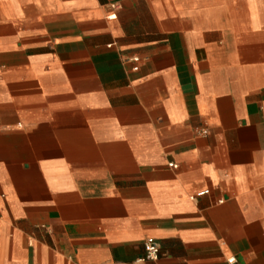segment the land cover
I'll return each instance as SVG.
<instances>
[{
    "label": "crops",
    "instance_id": "crops-1",
    "mask_svg": "<svg viewBox=\"0 0 264 264\" xmlns=\"http://www.w3.org/2000/svg\"><path fill=\"white\" fill-rule=\"evenodd\" d=\"M232 257L264 264V0H0V264Z\"/></svg>",
    "mask_w": 264,
    "mask_h": 264
},
{
    "label": "built area",
    "instance_id": "built-area-1",
    "mask_svg": "<svg viewBox=\"0 0 264 264\" xmlns=\"http://www.w3.org/2000/svg\"><path fill=\"white\" fill-rule=\"evenodd\" d=\"M114 7H118L116 4L114 5ZM132 62L137 63L138 59L137 58H133L131 59ZM133 70H136V67L133 68ZM208 194V190H204L199 192L198 194H196L195 197H202ZM144 251H145V255L144 258L141 259L140 261H155L158 258V247L156 245V243L152 242V241H147L144 243ZM228 264H237V260L232 257L230 259L227 260Z\"/></svg>",
    "mask_w": 264,
    "mask_h": 264
}]
</instances>
